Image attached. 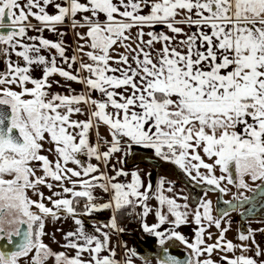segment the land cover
Wrapping results in <instances>:
<instances>
[{"label": "snow or ice", "instance_id": "snow-or-ice-1", "mask_svg": "<svg viewBox=\"0 0 264 264\" xmlns=\"http://www.w3.org/2000/svg\"><path fill=\"white\" fill-rule=\"evenodd\" d=\"M62 25L77 41L71 56ZM45 30L58 39L45 38ZM0 63V233L9 242L21 238L14 251H0V264H20L33 251L32 264L50 258L54 264H118L104 231H124L116 217L94 233L80 217L119 211L134 200L142 217L153 211L147 203L152 173L117 166L135 159L136 149L144 150L141 160L170 164L200 189L192 207L191 196L174 192L175 181L158 180V223L143 222V231L161 246L175 240L188 250L180 260L165 246L159 264H218L214 253L220 264H264L256 240L264 228L241 230L239 243L226 239L232 211L253 202L264 208V0H0ZM35 68L42 70L38 78ZM57 75L83 90L50 81ZM53 83L69 94L51 92ZM53 150L55 160L42 154ZM129 175L130 183L117 182ZM97 188L111 199L97 202ZM210 193L228 207L213 215ZM228 193L232 200H222ZM254 211V205L245 209ZM62 216L76 225L61 245L74 254L44 243L49 235L59 243L45 229ZM189 223L196 226L192 240L178 230ZM164 224L170 227L160 230ZM5 225L15 227L6 231ZM212 227L219 236L209 243Z\"/></svg>", "mask_w": 264, "mask_h": 264}, {"label": "crops", "instance_id": "crops-1", "mask_svg": "<svg viewBox=\"0 0 264 264\" xmlns=\"http://www.w3.org/2000/svg\"><path fill=\"white\" fill-rule=\"evenodd\" d=\"M49 13H53L54 9H52L51 7H49L48 9ZM31 19V18H30ZM32 23L33 24H37V21H35L34 19H32ZM39 26V25H37ZM60 30L61 31H66L67 35L64 37V40L66 42V44L69 46V50H68V55L71 56L73 54L72 50L76 48L77 46V41L75 38L74 33L72 32L71 28L68 25H62L60 26ZM162 30L159 27L157 28V31ZM166 31V29H163ZM187 30V29H186ZM194 30V29H193ZM83 31V30H82ZM37 33L35 31H29V35H36ZM42 35L50 40H57L58 37L50 32L45 30ZM157 47H159V45H157ZM45 55H47V53H43ZM78 66V65H77ZM4 69V65L2 63H0V70ZM33 76L34 77H40L42 75V70L40 68H35L33 70ZM84 75H86V73H84ZM51 80H55V81H59V83L61 85H65L66 83H71V87L73 89L76 90V92L83 90V86L74 82H66L63 78L57 76H53L50 78ZM29 87H31V85H29ZM51 92H59V93H68L66 90V87H57V85L55 83H53V86L51 88ZM94 96H98V93H93ZM99 132L100 135L105 137V138H109V133H108V129L105 126H100L99 128ZM90 142L92 144L96 143V131L94 130V134H90ZM101 151L105 150V146L101 143ZM136 152L138 153V156L133 159L131 157L128 158L127 163L123 164V165H117L118 167H123L126 171H128L129 173L133 170H135L136 168H140L143 170V173L146 172H151L152 176V183H153V193L152 196L153 198L148 200V205L149 207H151L153 209L152 212L149 213L148 216L146 217H142L141 213L143 211V209L137 205V203L133 202V204L131 206H127L125 208H122L119 211H116L114 209H105L102 210L100 212H95L89 216H81L80 218L84 221L85 223V229L90 232V233H94L95 227L98 225H104V224H109L111 222V219L113 216L116 217V221L117 223L120 220V218L122 216H124V212L127 209H130L131 212H137L140 216V223L134 228L133 231L131 232H123L121 234H119L118 231L113 230V229H104V231H107L109 233L110 236V247L112 249H114L115 251V260L118 261V264H128V260L130 259L132 264H145L144 261L140 258H138V256L135 255H131L132 252H137L139 251L138 248H142V252H146L145 254L148 256L147 258L149 259V261H147L148 264H159L160 258H159V253L161 252V250L163 249V247H174V248H181L184 249L188 252V250L185 248L184 245H182L179 241H166V245L165 246H161L159 244V238L155 237L149 233H146L143 231L142 228V223L146 222L149 225H152L154 223H158V219L155 216V209L159 207L158 201L154 198L155 197V188H156V184L158 182V180L160 179V177H165L167 180L169 181H175V189L174 192L175 193H181L182 195H189L192 197L190 204L192 207L195 206V197L197 195L200 194V189H193L192 186L190 184H186L185 183V178L182 176V174H180L177 169H175L172 165L164 163V162H159L156 160H149L147 157H145L144 160H141L140 157L141 156H145L144 150L142 149H136ZM150 155V154H149ZM80 159L84 162L87 163L89 162L88 158L86 156L81 155ZM91 163L95 164L97 163V161L95 159H92L90 161ZM102 171H105V169L101 168ZM113 174L114 173H110ZM145 179H147V177H145ZM117 182H122V183H130L131 182V175L127 176V177H119ZM250 184H252L251 180L248 181ZM255 186V185H253ZM167 187V185L165 186ZM45 196L51 195V193L48 191V189L46 188H42L41 189ZM55 190V189H54ZM237 189L236 188H232V192H236ZM29 195L33 198V199H37V197L33 194V193H29ZM94 195L97 197V202H107L111 199V193H105L103 192L101 189L97 188L95 190ZM165 195L168 196H172L174 195V193H168L165 192ZM247 195L252 196L253 193H247ZM210 197L213 200V215H216V209L217 208H226L228 207L227 205L223 204L222 201L219 199V194L218 193H210ZM222 200H232V194L228 193L226 195H224L222 197ZM179 203L183 204L184 201L183 200H179ZM81 203H83V201H81ZM51 206V205H49ZM78 211H83L82 208L78 209ZM167 211V209L165 208V212ZM243 213V214H242ZM169 219H171V217H169ZM191 220V218H189ZM231 220V227L230 230L226 233V239L227 240H232L234 243H239L238 240V233L241 230H247L249 227H251L252 229H259V228H264V221H258V220H254V219H249V217H247V215L245 214V205H243L241 208L237 209L236 211H232L230 213L229 218ZM225 224H222V227H225ZM170 225L169 224H164L161 225V229H166L169 228ZM196 226L194 224L189 223L188 225H182L179 227V231L184 234L186 237H188L190 240L194 239V232L193 229ZM76 228V225L73 221V219L71 217H67V216H62V218L59 221H52L51 219H49L46 222V232H48L49 234L55 233V240L59 241V243H55L52 238L51 235L49 236H45L44 239V243L48 244L50 248H52L54 251H68L69 254H74L73 250L71 249H63L61 247V245L64 243L63 240V234L67 233L68 231H74ZM56 229H61L62 231H56ZM209 231L213 234L212 240L208 241L209 243H212L215 241V239L219 236V231L215 228L212 227L209 229ZM99 235V234H97ZM135 236H142L144 238V240H142L141 246H138L136 249H134V247L132 246V244L130 243V238L135 237ZM256 240L257 242L260 244V246L262 248H264V235H261L259 232L256 233ZM148 244V246L145 244ZM139 251V252H141ZM104 254H108V253H104ZM237 254H239V252H237ZM248 255H251L252 253H247ZM35 255V252L33 251L32 253L29 254V256L27 257H22L20 260V264H32V260L31 257ZM231 255V254H229ZM85 258L87 259V254H85ZM212 258L214 260L218 261V264H220L219 262V254L214 253ZM47 264H54V260L53 259H49L47 261Z\"/></svg>", "mask_w": 264, "mask_h": 264}, {"label": "rangeland", "instance_id": "rangeland-1", "mask_svg": "<svg viewBox=\"0 0 264 264\" xmlns=\"http://www.w3.org/2000/svg\"><path fill=\"white\" fill-rule=\"evenodd\" d=\"M85 61H87V57H84ZM80 91H78L77 93H79ZM63 94H69V93H63ZM75 119H85L84 116H78V117H73ZM91 134H94V130L91 132ZM44 148L45 149H54V145L52 144H49V143H46L44 145ZM42 154L44 155H47L49 157L50 160H55V152L54 150L52 152H48V151H45L43 152ZM69 167H73V168H77L76 165L74 164H69L68 165ZM40 173L38 172V175ZM254 187V186H253ZM255 206V211L254 212H245V214L247 215V217H249V219H256L258 221H264V208L260 207L258 204H255V202H253V204H249V205H245V209L249 208V207H252V206ZM144 240V238L142 236H135V237H132L130 238V243L132 244V246L134 247V249H136L138 246H141V241ZM145 241V240H144ZM145 246L148 244L144 243ZM146 252H139L137 251L136 252V256H138V258L142 259L144 261L145 264H148L147 261H149V259L147 258L148 256L145 254Z\"/></svg>", "mask_w": 264, "mask_h": 264}, {"label": "water", "instance_id": "water-1", "mask_svg": "<svg viewBox=\"0 0 264 264\" xmlns=\"http://www.w3.org/2000/svg\"><path fill=\"white\" fill-rule=\"evenodd\" d=\"M21 228L24 229L26 228V226L22 225ZM20 239H21L20 237H13L11 242H9L7 238L0 240V251H14L15 243L19 242ZM138 250L141 251L142 248L139 247ZM168 250H169L168 255L175 256L180 260H184L188 256V252L181 248L169 247ZM163 257H164V253L161 250V252L159 253V258L162 259Z\"/></svg>", "mask_w": 264, "mask_h": 264}, {"label": "built area", "instance_id": "built-area-1", "mask_svg": "<svg viewBox=\"0 0 264 264\" xmlns=\"http://www.w3.org/2000/svg\"><path fill=\"white\" fill-rule=\"evenodd\" d=\"M140 223V216L137 212L128 213L125 218L117 223L118 228L124 229L123 232H131ZM119 232V231H118ZM119 232V234L123 233Z\"/></svg>", "mask_w": 264, "mask_h": 264}, {"label": "flooded vegetation", "instance_id": "flooded-vegetation-1", "mask_svg": "<svg viewBox=\"0 0 264 264\" xmlns=\"http://www.w3.org/2000/svg\"><path fill=\"white\" fill-rule=\"evenodd\" d=\"M15 226L14 225H12V226H9V225H5V229H6V231H9V230H11L12 228H14ZM22 227V226H21ZM5 238H7V236L4 234V233H0V240H2V239H5ZM8 239V238H7ZM4 243V242H3Z\"/></svg>", "mask_w": 264, "mask_h": 264}, {"label": "trees", "instance_id": "trees-1", "mask_svg": "<svg viewBox=\"0 0 264 264\" xmlns=\"http://www.w3.org/2000/svg\"><path fill=\"white\" fill-rule=\"evenodd\" d=\"M130 212H131L130 209L125 210V212H124V216H122V217L120 218V220H123V219L125 218V216H126L128 213H130Z\"/></svg>", "mask_w": 264, "mask_h": 264}]
</instances>
